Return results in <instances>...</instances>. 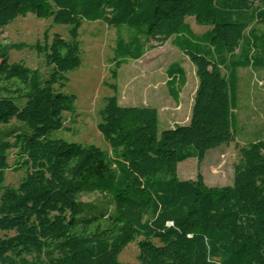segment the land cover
Returning <instances> with one entry per match:
<instances>
[{"label":"trees","instance_id":"1","mask_svg":"<svg viewBox=\"0 0 264 264\" xmlns=\"http://www.w3.org/2000/svg\"><path fill=\"white\" fill-rule=\"evenodd\" d=\"M28 13L69 25V38L45 31L41 41L0 46V264H264V139L238 147L232 184L176 171L235 141L237 70L264 69V0H0V28ZM187 17L208 28L196 34ZM82 20L115 27L113 80L124 60L170 40L197 78L188 122L158 134L157 110L120 105L106 82L114 94L96 128L110 153L53 137L74 115L63 88L81 63ZM24 48L43 57L45 77L8 59ZM166 73L175 99L184 70L174 61ZM9 150L13 169L25 170L16 186L4 184ZM92 193L106 199L80 200ZM135 240L136 262H120Z\"/></svg>","mask_w":264,"mask_h":264},{"label":"rangeland","instance_id":"2","mask_svg":"<svg viewBox=\"0 0 264 264\" xmlns=\"http://www.w3.org/2000/svg\"><path fill=\"white\" fill-rule=\"evenodd\" d=\"M186 20L196 32L207 27L196 24L192 17H187ZM69 27L55 24L51 18H37L28 13L0 28V46L18 42L35 43L42 40L45 31H48L49 38L57 33L68 39ZM115 32V27H109L102 21H81L78 37L81 63L66 73L67 81L63 88V92L75 96L74 115L65 113L64 125L68 129L52 134L53 137L70 142L93 144L107 154L110 153V147L96 128L104 97L114 94L106 82L116 84L120 105L154 107L157 110L158 134L165 128L188 122L190 101L197 85L193 64L170 40L147 50L138 59L124 60L117 70V78L111 79V71L115 68L112 49ZM122 33L127 36L126 29H122ZM8 59L23 60L28 66L38 68L43 77L49 69L42 56L27 48L10 50ZM173 61L179 62L186 73V83L181 88L178 100L172 98L166 85V68ZM234 113L235 141L207 150L200 162L195 158L179 162L176 170L179 179H195L197 173H200L208 186L232 184L233 166L240 158L238 147L264 139V69L243 67L237 70V102ZM14 124L16 122L11 121L9 126ZM15 161V151L9 150V168L4 171V184L9 186H16L25 175L24 169H13ZM105 199L98 193L80 196L81 201L88 203ZM137 242L138 240L132 241L123 248L118 255L120 262H136Z\"/></svg>","mask_w":264,"mask_h":264},{"label":"crops","instance_id":"3","mask_svg":"<svg viewBox=\"0 0 264 264\" xmlns=\"http://www.w3.org/2000/svg\"><path fill=\"white\" fill-rule=\"evenodd\" d=\"M186 22L189 24V26H190V28L193 30V32H195L196 34H201L202 32H204L208 27H205V29L203 30V31H201V32H196L194 29H193V27H192V25L186 20ZM171 42V41H170ZM179 50V49H178ZM180 51V50H179ZM181 52V51H180ZM182 53V52H181ZM183 54V53H182ZM184 55V54H183ZM174 62V61H173ZM170 64V63H169ZM168 64V65H169ZM181 66V65H180ZM168 67V66H167ZM182 67V66H181ZM183 68V67H182ZM167 69V68H166ZM183 70H184V68H183ZM184 73H185V70H184ZM166 75H167V73H166ZM185 77H186V73H185ZM168 79H169V77H168V75H167V79H166V85H167V81H168ZM185 83H186V81H185ZM185 85V84H184ZM183 85V86H184ZM182 86V87H183ZM182 87H180V88H178V95H177V97L174 99L173 97V99L174 100H178V97H179V94H180V91H181V88ZM196 88V87H195ZM194 91H195V89H194ZM193 94H194V92H193ZM192 98H193V96L191 97V101H190V106H189V110L191 109V104H192ZM134 106H137V105H134ZM189 117H190V115H189ZM187 123V122H186ZM186 123H183V124H186Z\"/></svg>","mask_w":264,"mask_h":264}]
</instances>
